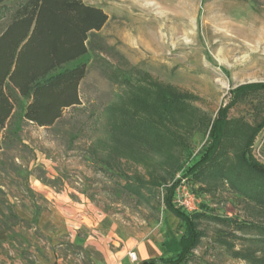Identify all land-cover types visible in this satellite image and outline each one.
I'll list each match as a JSON object with an SVG mask.
<instances>
[{
	"label": "rangeland",
	"instance_id": "1",
	"mask_svg": "<svg viewBox=\"0 0 264 264\" xmlns=\"http://www.w3.org/2000/svg\"><path fill=\"white\" fill-rule=\"evenodd\" d=\"M19 1L5 3L0 21ZM83 1L101 7L107 14L99 35L120 53L115 56L113 52L107 59L121 68L127 61L141 72L193 95L191 104L211 118L231 101L233 88L264 83V0H256L257 4L253 0ZM77 62L87 66L78 87L81 104L65 109L51 127L26 122L19 133L21 144L0 149V198L8 201L20 219L10 220V228L4 231L19 247L31 242L29 237L34 235L28 232L30 222L46 208V199L34 189L51 188L66 192L73 202L89 204L127 227L168 238L172 253L184 228L164 208L162 200L165 188L178 173L145 199L137 200L122 189L125 180L131 182L126 176L138 174L145 180L147 176L140 164L120 159L108 167L103 160L109 153L105 109L117 101L121 88L109 81L92 53ZM248 97L229 109V118L254 124L264 115V92ZM101 140L104 142H98ZM206 140L204 128L195 131L181 162L195 158ZM252 146L251 154L264 164V128ZM158 174L163 172L159 170ZM187 181L200 197L205 217L197 228L202 232L200 241L186 264H249L231 253L245 247L258 256L264 254V245L256 246L251 241L255 230L235 232L233 224L213 218L264 223L248 214L246 199L233 192L225 180ZM0 209L5 214L0 219H9L7 211ZM25 214L32 215L30 222L22 219ZM33 233L40 237L38 232ZM1 248L0 256L9 257ZM20 252L27 258V251Z\"/></svg>",
	"mask_w": 264,
	"mask_h": 264
},
{
	"label": "trees",
	"instance_id": "2",
	"mask_svg": "<svg viewBox=\"0 0 264 264\" xmlns=\"http://www.w3.org/2000/svg\"><path fill=\"white\" fill-rule=\"evenodd\" d=\"M7 1L0 0V10ZM106 21L101 7L83 0H21L0 21V149L21 144L19 133L26 122L51 127L65 109L81 104L78 87L87 66L77 61L92 53L109 81L121 88L117 101L105 109L109 153L104 163L110 167L125 159L142 165L147 176V180L138 174L126 176L131 182L125 180L124 191L137 200L145 199L176 173L189 181L225 180L233 192L248 201V214L264 220V164L251 154L254 139L264 128V115L254 124L228 117L234 104L264 92V83L233 88L231 101L211 118L191 104L193 95L141 72L127 61L121 68L107 59L113 52L115 56L120 53L99 35ZM200 128L207 134L205 146L195 158L181 162L190 136ZM159 170L163 174L159 175ZM178 182L174 179L165 188L162 200L164 208L184 228L176 240L175 255L134 264H186L198 245L202 232L197 228L205 217V207L200 203V209L192 213L176 207L172 197ZM0 207L9 218L0 219L2 231L10 228V220L20 219L7 200L0 198ZM4 216L0 209V217ZM213 218L233 224L235 232L255 230L251 241L264 245V223ZM228 246L233 248L230 243ZM231 253L249 264H264V254L258 256L247 247Z\"/></svg>",
	"mask_w": 264,
	"mask_h": 264
},
{
	"label": "crops",
	"instance_id": "3",
	"mask_svg": "<svg viewBox=\"0 0 264 264\" xmlns=\"http://www.w3.org/2000/svg\"><path fill=\"white\" fill-rule=\"evenodd\" d=\"M34 190L46 199V208L34 221L30 222L31 214L22 217L32 224L28 232L34 236L19 247L2 230L0 247L9 257L0 256L1 264H134L175 255V248L169 251L170 240L166 237L157 238L154 233L148 235L127 227L89 204L73 202L64 191L43 187ZM20 250L28 252L27 258L21 256ZM130 251L135 253L136 261L128 257Z\"/></svg>",
	"mask_w": 264,
	"mask_h": 264
},
{
	"label": "built area",
	"instance_id": "4",
	"mask_svg": "<svg viewBox=\"0 0 264 264\" xmlns=\"http://www.w3.org/2000/svg\"><path fill=\"white\" fill-rule=\"evenodd\" d=\"M175 178L179 179V182L173 191V204L186 213L198 211L201 203L200 197L192 190L186 178L180 177L179 174ZM128 257L130 260L136 261V256L133 251L128 252Z\"/></svg>",
	"mask_w": 264,
	"mask_h": 264
}]
</instances>
